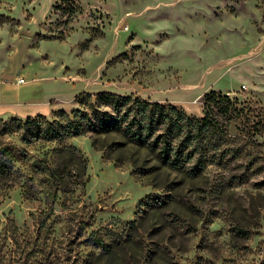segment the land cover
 <instances>
[{"label": "rangeland", "instance_id": "374dc122", "mask_svg": "<svg viewBox=\"0 0 264 264\" xmlns=\"http://www.w3.org/2000/svg\"><path fill=\"white\" fill-rule=\"evenodd\" d=\"M19 79L43 87L49 121L60 109L72 117L84 91L168 102L197 117L216 91L244 116H219L226 134L195 177L133 148L115 150V164L88 135H0L22 174L0 197V264H84L100 250L92 231L108 243L142 217L138 239L157 251L152 264H264V0H0V81ZM68 144L87 160L88 180L53 200L36 166Z\"/></svg>", "mask_w": 264, "mask_h": 264}, {"label": "trees", "instance_id": "16d2710c", "mask_svg": "<svg viewBox=\"0 0 264 264\" xmlns=\"http://www.w3.org/2000/svg\"><path fill=\"white\" fill-rule=\"evenodd\" d=\"M76 99L79 107L71 111L72 117L60 109L57 118L52 121L41 114L8 120L0 118V135L20 131L24 141H58L88 135L92 147L104 150L106 158L115 164L123 163L119 155H113L115 150L133 148L155 154L161 167L195 177L204 167L209 153L219 149L226 134L227 125L224 126L219 116L227 122L234 117L244 116L243 108L237 101L216 91L204 95L202 117L188 115L168 102L160 103L109 91L93 94L84 91ZM111 135L117 138L108 143L106 138ZM51 151L46 165L35 166L47 175V187L54 200L59 192H67L88 180V163L81 151L72 144ZM14 157V151L8 146L0 148V197L17 185L22 177L13 165ZM128 161L135 179L142 180L139 159L130 155ZM72 177L73 181H70ZM148 178V183L154 188L166 186L154 177ZM168 198L156 200L149 206L152 211H161ZM141 219L143 217L126 223L124 231L112 237L108 243L102 235L95 236L97 229L92 231V242L100 250L91 253L84 264L154 263L157 251H144L143 243L138 239Z\"/></svg>", "mask_w": 264, "mask_h": 264}, {"label": "crops", "instance_id": "0c3cea01", "mask_svg": "<svg viewBox=\"0 0 264 264\" xmlns=\"http://www.w3.org/2000/svg\"><path fill=\"white\" fill-rule=\"evenodd\" d=\"M42 88L35 83L25 86L20 84V81L18 84L0 81V118H25L50 112L52 109L45 101L46 96Z\"/></svg>", "mask_w": 264, "mask_h": 264}, {"label": "built area", "instance_id": "2783aa9c", "mask_svg": "<svg viewBox=\"0 0 264 264\" xmlns=\"http://www.w3.org/2000/svg\"><path fill=\"white\" fill-rule=\"evenodd\" d=\"M19 81L21 82V81H23V79H19Z\"/></svg>", "mask_w": 264, "mask_h": 264}]
</instances>
